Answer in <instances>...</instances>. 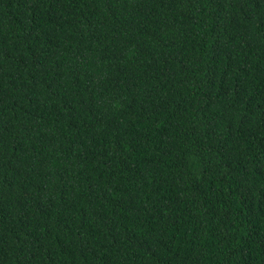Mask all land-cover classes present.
I'll return each instance as SVG.
<instances>
[{"label": "trees", "instance_id": "1", "mask_svg": "<svg viewBox=\"0 0 264 264\" xmlns=\"http://www.w3.org/2000/svg\"><path fill=\"white\" fill-rule=\"evenodd\" d=\"M0 264H264V0H0Z\"/></svg>", "mask_w": 264, "mask_h": 264}]
</instances>
